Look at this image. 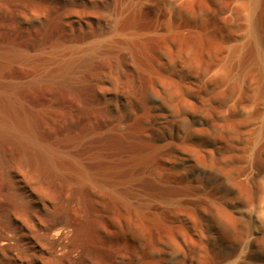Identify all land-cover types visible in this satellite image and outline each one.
I'll return each instance as SVG.
<instances>
[{
    "label": "rangeland",
    "instance_id": "obj_1",
    "mask_svg": "<svg viewBox=\"0 0 264 264\" xmlns=\"http://www.w3.org/2000/svg\"><path fill=\"white\" fill-rule=\"evenodd\" d=\"M223 1L213 0L215 5ZM51 2L59 5L57 14L33 12L23 24L52 40L65 19L64 11L74 10L76 2ZM119 2L133 7L112 11L99 2L91 3L86 11L74 10L71 15L77 25L82 23L83 30H66L71 40L66 41L64 53L82 54L93 45L102 48L82 77L96 87L107 86L104 96L99 93L97 106L86 108L78 100L61 106L63 94L55 80L47 78L56 68L44 62L50 52L47 49L32 53L33 63L9 66L1 76L16 88V97L26 110L29 108L32 123L43 138L42 147L46 144L69 160L85 162L94 178L85 194H75L67 187L66 197L72 203L63 210L11 166L15 149L9 142H1L0 154L10 168L4 173L0 170V209L13 200L27 216L0 211V244L7 251H0V264H63L53 259L49 245L37 235L47 229L51 234L63 229L64 221L55 226L50 223L63 212L84 222L86 207L94 218L106 220L107 227L99 228L101 263L264 264V170L248 176L247 167L255 159L249 150L248 129L232 122L259 117L261 99L254 94L259 84L257 70L264 64L255 55L244 53L240 66L232 68L222 87L214 76L219 61L229 60V55L219 52L218 24L209 22L201 6L170 9L163 0H146L144 5L138 0ZM0 5V13L6 16L9 5L5 0ZM168 9L170 17L165 20L162 14ZM89 19L97 32L88 33L84 22ZM120 22H128L131 28L117 30ZM167 22L170 27L165 29ZM1 27L0 42L15 34L4 24ZM136 30L137 34L132 33ZM25 33L17 39H25ZM121 54L129 56L127 62ZM130 61L139 70L140 82H152L136 94L121 78ZM202 100L222 112L206 119L199 108ZM150 112L158 124L154 134L148 132ZM70 122L75 124L71 127ZM80 258L71 256L64 264H90Z\"/></svg>",
    "mask_w": 264,
    "mask_h": 264
},
{
    "label": "bare ground",
    "instance_id": "obj_2",
    "mask_svg": "<svg viewBox=\"0 0 264 264\" xmlns=\"http://www.w3.org/2000/svg\"><path fill=\"white\" fill-rule=\"evenodd\" d=\"M5 1L8 5L11 4V1H13V3L17 4V6H11V4L9 7H5V9L9 8L7 10L8 12H5L7 13L6 16L2 15L3 12L0 13V26L4 24L8 27L6 28L9 29L7 31L10 32L11 30L13 32L14 30L15 33L14 35H8L4 41L0 42V143L7 141L15 149V152L12 154L9 161L11 166L20 171L21 174L23 173L22 175H25L27 180L31 181L30 184L32 183L35 187L44 190L51 196V198H53L56 203L59 204V206L61 205L64 207L63 210H66L67 206L71 205L72 203V201L66 197L67 187H72L75 194H83L87 186L93 181L94 173L92 168L89 170V168H87L88 164L86 166L85 162L83 161L75 162L67 159L61 154L62 152H60L59 149L48 147L46 144L45 148L42 147L41 142L43 141V138L40 137L38 131L32 123L30 114L27 111L29 108L26 110L24 103L20 102L16 97V88L5 83L1 76L5 69L9 66H13L15 64H25L27 62L33 63L35 61V57L32 56V53L35 51H41V49H47L50 52L49 55L44 59V62L46 64L53 63V65H56L55 72L53 73L52 70L53 74L49 73L50 75H48L47 78L55 80V84L59 92L63 94L62 101L65 102L61 101V106H66L67 102H71L72 100H78L79 102H82L86 108L97 106V103L99 102V93L103 95L107 90V86L105 87L97 84L98 86L96 87L95 85L82 81V77H85L83 74L85 71L87 72L86 67L88 68V65H90L89 63L93 62V60L98 57V55L101 53L99 50H102V48H100L101 46L98 47L93 45L87 48V51H84L82 54L74 55L64 53L66 41L71 40L67 37L66 30H83L81 28L82 23L77 25L78 23L73 20L71 15L73 12H75L74 10L86 11L87 6L94 2H99L103 6L111 8L112 11H116L118 9H120V11H122V9L131 10L130 8H132L133 5H124L120 3L119 0H75L76 4L74 10L70 8L69 10L64 11L65 13L63 14H65V19L62 18L63 20L59 23L58 28H56L53 32L55 38L51 40L49 38H44L40 30L28 27L25 28L26 26L24 27L23 20L33 12L45 16L51 15L52 12L53 14H57L60 11L58 4L52 3L51 0ZM163 1L170 6V9L173 6H201L206 12L209 22H216L218 24L220 42L219 46L217 47L220 53L229 55V60L227 61L225 58L224 61V59L221 57L222 60H220L218 63L219 72L216 73V77L214 76V78L217 79L215 80L222 87L228 81L232 68H238L240 66L242 60L241 58L243 57L242 55L244 53H249L252 56L255 55L254 57L259 58L262 61L260 63L264 64V0H224L221 4L219 3L220 5H215L213 0ZM138 2L140 5H144L146 0H138ZM1 5L3 6L2 3ZM1 5L0 7H2ZM170 9L164 11L162 14L165 20L170 17ZM103 17L107 18L108 16L103 15ZM90 19L85 20L84 22V25L88 26V33H94L95 31L97 32L98 30L93 27L92 20ZM160 19L161 18L159 17V20ZM129 25L130 24L128 22H120L117 23L116 29L125 31L131 28H129ZM228 25L232 26L233 29L227 31L226 27ZM169 27L170 23L167 22L164 28L166 29ZM0 29H2V27ZM25 32L28 34L25 39L24 37L17 39V36L22 37V33ZM132 33L137 34V30L133 31ZM135 39L138 38L135 37ZM231 41L236 42L234 45H231ZM128 57L126 54H121V59H123L125 62H127ZM247 60H245V62ZM256 60L259 62L258 59ZM130 62L128 72L121 78L123 79L126 87L136 94L139 89L143 87V85H145L144 87L152 86V82H150V80H144V83L140 82L139 70L136 68L133 62ZM258 62L255 63L258 64ZM254 70L256 69L254 68ZM102 74L104 73H99L98 75ZM93 76H95V74ZM257 77L259 84L254 95L261 99L260 107H262V111L257 112L259 113V117H247L243 120H232L235 125L242 124L248 129L247 133L251 144L249 150H251L252 155L255 156L252 165L247 167L248 169L246 168L248 171V176H257L261 171L264 170V66L261 65L258 67ZM91 80L94 82V79ZM218 96H220V93ZM55 103H57V101ZM208 103V100H202L201 107L199 108L202 110L206 119H214V116L216 114H220L222 109L214 105L208 106ZM77 104L79 103L77 102ZM230 111L234 112L235 108L231 107ZM250 112L252 113V110H250ZM149 114L152 118V121L150 126H148V132L154 134L158 129V124L155 120V115L151 112ZM35 118L38 119L37 117ZM71 122L70 125L72 127L75 123ZM8 167L10 168L6 157L0 154L1 172L4 173V171H7L6 169ZM152 183L159 186V184L155 181H152ZM12 201L5 202V205H2L3 207H1L0 211L7 209L14 214L27 216L25 210H23L16 202ZM84 205L87 206L85 203ZM86 209L87 218L86 220L84 219V222L75 221L73 217H68L67 213L64 214L65 212L60 215L58 214L59 216L55 218H51V225H54L58 221H64L65 227L59 230L56 234H51L49 229H45V232H41L39 235H37L39 238L38 240H45L47 245H49L48 249L50 254L53 256V259L57 258L58 261L63 264L66 260H70L71 256L77 259L80 257L84 258L88 260L90 264H113V262L110 260H107L106 262L104 261V263H101L99 260V255L102 251V244H100V242L102 241L101 238H103L101 235L102 233L100 234L99 228L107 227L106 220L103 218H94L93 211L89 210L88 207H86ZM113 209L114 208H108V211H114ZM256 235V237L259 236V234ZM0 251H6V249H4L1 244ZM60 252H63L64 254Z\"/></svg>",
    "mask_w": 264,
    "mask_h": 264
}]
</instances>
